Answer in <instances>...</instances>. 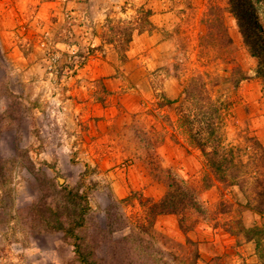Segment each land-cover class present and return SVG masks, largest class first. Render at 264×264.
<instances>
[{
	"label": "rangeland",
	"instance_id": "374dc122",
	"mask_svg": "<svg viewBox=\"0 0 264 264\" xmlns=\"http://www.w3.org/2000/svg\"><path fill=\"white\" fill-rule=\"evenodd\" d=\"M170 178L205 212L150 225ZM78 251L264 264V79L229 0H0V264H84Z\"/></svg>",
	"mask_w": 264,
	"mask_h": 264
},
{
	"label": "trees",
	"instance_id": "16d2710c",
	"mask_svg": "<svg viewBox=\"0 0 264 264\" xmlns=\"http://www.w3.org/2000/svg\"><path fill=\"white\" fill-rule=\"evenodd\" d=\"M253 2H256L259 5H264V0H229L230 11L237 21V25L243 37V42L247 46L250 55L257 59V75L261 76L264 79V38L259 34V26L254 22L257 18L254 17L255 6L252 4ZM213 113L216 114L217 109L214 110ZM213 113L212 115H214ZM204 114L206 113H203L202 116L206 120ZM216 115L217 116H215L214 118L215 120L219 119V114L217 113ZM207 127L209 128V131L205 133L206 140H208V138L210 140H217V125H215L214 128V125L212 123L208 124ZM203 141L205 142V140ZM203 141L196 142V145L199 146L201 151L207 156L206 160L207 163H209V168H211V171L218 176V174H220L222 171H226L225 169H223L227 164L225 163V156L223 154L219 156V152L216 148H212V151L210 152V154H208V152H206L204 149L205 144L203 143ZM214 155L215 157L223 159V161L219 158L216 160H214L212 157L210 158V156ZM222 162L224 163L221 164ZM110 206L111 205H108V207ZM108 209L106 211L107 221L109 211ZM190 210L195 211L199 215L205 212L202 204L198 200V188L193 185H189L187 182L177 180L175 178H170L164 196L158 202H150L149 206L146 208L145 214L147 215V221H149L151 225L154 219L159 215L174 214L184 218V216ZM77 218L78 217L75 216L72 222ZM77 220H79V218ZM102 231H104V229ZM241 231H243L244 234L253 233L255 235H258L260 232L257 227H253L252 229L241 228ZM109 235H112V233L109 232ZM124 239L125 237H123L121 240ZM116 242L117 241H115L114 243ZM258 245L259 243L257 241L256 248H258ZM78 254L79 258L81 257L82 261H84V264H89L87 262L88 257L85 254L81 253L80 251H78Z\"/></svg>",
	"mask_w": 264,
	"mask_h": 264
}]
</instances>
